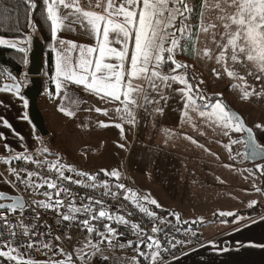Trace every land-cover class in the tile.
<instances>
[{
  "label": "snow or ice",
  "instance_id": "6c2138e0",
  "mask_svg": "<svg viewBox=\"0 0 264 264\" xmlns=\"http://www.w3.org/2000/svg\"><path fill=\"white\" fill-rule=\"evenodd\" d=\"M22 2L29 9L37 8L35 0H22ZM42 3L45 6L46 19L50 21L51 38L56 42L52 51L55 53L56 75L53 80L57 94L65 91L66 97V90L70 84L83 86L89 92L99 96L100 99L116 104L115 112L121 121L134 126L137 122V110L147 111L148 105L160 103L159 100L150 98L151 94L155 93L160 96V100L166 101L168 97L163 94L164 90L172 88V85L178 82L184 85L183 88L176 89L181 93L184 101L185 111L182 118L194 130H198V126L189 114L190 112L196 113L202 118L201 122L212 128L213 131L219 128L223 136L229 137L231 131L246 133L242 139H230V144L224 145L230 152L231 144L244 145L245 152H237L230 157L231 159H236L241 155L244 159H255L264 155V145L256 140L251 128L245 127L238 114L228 109L221 99L217 98L213 102L212 97L200 94L198 88L193 91V86L188 82L187 77L176 74L178 69L187 67L178 61L176 56L189 51V49L200 55L201 50L196 47L199 34L211 31L213 42L220 49L215 59L217 63L223 62L224 71L229 77L243 81L244 76L240 75L237 69L238 66H244L249 69L247 75L264 82V0H215L211 9L215 10L216 17L215 21L211 23H206L205 17V12L211 10L209 0H204L202 5L189 3V0H120L119 3L117 0H42ZM197 9L200 10L198 24L190 22L196 15ZM4 11L7 13L10 12V9L5 8ZM29 25L31 26L30 20ZM77 26L83 35L94 38V45L77 43L72 39L58 36L61 30L75 33ZM221 26L223 32L220 33V40L216 41V29ZM0 45H7L20 53L26 51L24 47H18L17 42H10L3 38H0ZM202 55L212 58V52L208 48L203 49ZM229 60L231 65L228 64ZM169 64L174 67H170L168 73H165L164 69ZM253 67L255 70H252ZM8 76L12 80L16 79L10 73ZM13 90L19 95L20 85L16 83L4 84L0 88V91ZM251 94L245 91L244 97L247 98ZM216 95L217 97L221 96L219 93ZM65 97H61L62 102ZM26 103L27 101H25ZM60 111H65L63 103ZM95 111L107 115L109 110L95 108ZM155 111L162 114V108L157 107ZM66 114L74 115L72 111H67ZM0 122L11 128L7 119L0 117ZM100 123L101 126H108L103 122ZM115 127L119 128L123 134L122 123H116ZM256 127L260 128L261 125L257 124ZM199 134L203 136L205 133L200 131ZM186 139L197 144V141L191 136H186ZM217 142L219 143V141ZM197 146L205 152H209V149L203 144H197ZM5 148L9 149V146L5 145ZM42 151L48 153L49 150L44 148ZM210 154L215 155V153ZM54 155H57L55 161H50L47 158L36 159L25 149L15 155H10L4 161L8 164L12 161H23L25 164L34 165L35 169H39L9 167L8 173L15 179L6 182L13 188L23 185L25 190L32 189L39 193L40 189L46 186L52 191L43 192L46 199L32 200L31 202H27L22 196L8 195L4 191H0V201H10L0 202V259L14 262V264H72L71 255L65 253L62 248L57 250L61 255L66 256L67 260L49 258L40 262L34 259H24L25 253L21 252V249L45 250V254L48 252L56 254L52 241L49 240L45 243L42 239L44 236H51L50 226L45 223L44 226L48 231L39 232L36 230L37 225L34 222L31 225H25L24 213L29 209L35 212V216L30 218L33 221L41 219V214L37 209L54 211L59 217L57 224L77 221L78 215L87 217L78 221L88 233L83 247H78L76 250V256L81 264H91V260L97 254L104 260L110 259L109 256L103 254L102 246L107 244L115 250V242L124 236V233L111 226L113 222L128 226L130 232L140 238V243H144L146 236L147 252L140 251L139 244L133 240L119 243L118 247L123 250L136 244L138 256L144 257L145 260L150 259V264H164V253L170 252L177 246L191 243V240L170 237L165 232V240L168 244V247H165L156 235H146L138 223L130 222L125 216L109 211L104 200L90 195L81 197V201L86 199L87 203L77 206L75 194L63 185V181H69L92 190H102L101 196L110 197L113 200L119 197L121 190H125L124 199L131 200L141 213L151 216L161 225L167 223L154 211H149L146 206V204H150L159 208L160 205L155 199H150L147 195L141 197L133 190L125 189V185L119 182L121 177L119 171L115 169L111 172L106 169L101 170L106 177L115 179L116 183L113 185L109 180L99 181L95 175L77 171L73 166L61 163L59 155ZM45 166L49 172L55 173V179L43 174ZM225 166L231 167L230 165ZM255 168L264 173V164H256ZM66 172L74 173L81 179H74L72 175H66ZM84 177L87 179H83ZM113 187L116 189L115 191ZM53 191L55 199H53ZM256 191L259 192L260 189L256 188ZM61 193L68 200L62 199ZM256 204L257 201L253 200L249 207ZM95 206H99L98 212ZM61 209L66 210L61 211ZM175 215L179 220V214ZM218 215L221 217L235 216L236 220L244 219L234 212L220 211ZM13 218H15V223L12 222ZM261 219L264 220V217ZM105 220L107 223H103V231H100L93 223ZM184 223L189 222L185 221ZM191 223L195 224L197 221H191ZM162 231L164 230L157 225L151 228L152 234ZM17 236L21 237L19 241H17ZM68 238L71 239V237ZM60 239L59 236L55 237V240ZM247 246L264 248V244L257 245L255 242H249ZM223 251H227V249H223ZM124 259H128V257H124ZM131 261L132 264H138L136 256L131 257Z\"/></svg>",
  "mask_w": 264,
  "mask_h": 264
},
{
  "label": "crops",
  "instance_id": "0c3cea01",
  "mask_svg": "<svg viewBox=\"0 0 264 264\" xmlns=\"http://www.w3.org/2000/svg\"><path fill=\"white\" fill-rule=\"evenodd\" d=\"M119 2L120 0H117V3ZM58 36L60 38L72 39L77 43H86L89 45H94L95 43L94 38L83 35L78 26L75 33L61 30ZM55 44L56 42L50 37L45 46L52 54V73L48 76L46 69L43 67L40 74L42 89L38 97V107L44 116L46 129L48 130L46 136H41L30 122L28 117V101L22 94L17 95L14 91H0V117L7 119L11 125V128H8L0 122V191H4L7 194L19 195L21 191L19 186L13 188L6 182L10 180L7 177L9 175L8 168L12 167L14 161L10 164L4 161L7 160L10 155H15L25 149L28 150L29 154H33L36 159L41 160L47 158L50 161H55L57 155L54 154H58L61 163L73 166L77 171L95 175L99 181H104L105 178H107L104 173L101 172L102 169L110 170L109 172L112 171L111 169L104 168L105 162L107 161L104 160V158L113 160L115 152H117L115 143L119 137L109 135L108 126H101L100 122H103L104 125H112L110 127H113L110 129L111 131H119L120 129L115 127V124H123L124 122L121 121L118 114L113 116L111 114L105 115L103 112H96L95 108L105 109L109 102L100 99L99 96L89 92L87 89L83 88V86L70 84L66 90V97L65 91H61L57 94L55 81L53 80V77L56 75V70L55 53L52 51V47ZM22 45L26 49L27 55H29L31 51L30 46L27 45V42ZM179 57L182 58V55H179ZM23 70H25V68ZM165 73L168 72L165 71ZM179 73H181V71L176 72V74ZM20 79L24 85L29 82L26 71H23ZM61 97H65L63 102ZM25 101H27L26 104ZM62 103L65 109L63 112L60 111ZM109 105L113 109L116 108V104L109 103ZM67 111H72L74 115L68 116L66 114ZM195 117L197 118L196 123L200 125L199 129L203 131L202 118L199 116ZM151 118L150 116V119ZM153 121H156L154 130H144L141 132L138 130H136V132H131V130H129L127 132L129 135L131 134L133 138L139 139L141 149L139 148L136 153L138 155L134 161V167L129 169L131 174L129 172L126 176L127 179L124 178L123 182H119L125 185V189H131L141 197L142 195H147L150 199H154L153 197L157 196L153 195L151 189H158L160 193L167 194L169 198L175 199L174 204L166 203L165 206L159 208L150 205L154 207L153 211L155 213L159 209L168 210L169 215L166 214V218L171 216L172 213H175L180 214V217L188 219L190 216L189 212L191 213L190 210H192L191 205L201 204L203 202L205 204H211L206 205L208 209L204 210L209 214L213 208V204H216L219 200V188L225 186L223 181L220 182L218 181L219 179H217L218 166L216 168L212 166L214 163H219L218 159L216 158V162L215 158L211 160L203 159L200 152L190 149L193 147L191 145H188L189 149H187V144H190L191 140H186V136H191L192 139L197 140V144H203V140L201 139L202 135L199 134L200 132H188V128H183L182 139L184 138L183 142L185 145L182 147L181 151L184 153L182 157L186 162L174 165L170 155H175L176 153H171L170 150L166 149L163 145H158L159 149L157 151L159 154L152 152L153 149L149 148L151 147V141L156 137L158 140L163 141L164 135L161 136V134L171 128L168 127L166 131H164V128L161 130V119L156 120L155 117ZM183 121L184 123L187 122L185 119H183ZM136 123H138V121ZM144 123L146 124V122ZM250 127L254 130L258 142L264 145V127ZM190 130L193 129L190 128ZM108 143H111L109 144V151L106 147ZM5 145H8L10 150L6 149ZM205 147H207V145H205ZM44 148L49 150L48 153L42 151ZM194 148L201 150L198 146H194ZM211 150L212 149H210V153ZM186 151H190V155H186ZM215 151H217V149ZM160 154L162 155L160 156ZM181 155L182 153H179V156ZM154 157L158 158L156 163ZM150 160H152L151 163ZM100 163H102V166L99 165ZM147 163L149 164L147 165ZM214 168L216 169L215 178L213 173L208 174V172H211ZM175 170L178 172L176 176L169 174L173 173ZM165 171H167V174ZM182 171L185 173L183 177H181ZM68 174L75 176L74 173ZM75 177L81 179V177ZM83 179L86 180L87 178L84 177ZM198 185L201 187L198 188ZM203 186L205 189H203ZM54 193L53 191V196ZM123 193H125V190H123ZM29 198L36 199L37 192L32 190ZM95 208L98 212L99 206H95ZM111 212L125 216L122 212ZM160 216L162 217V215ZM212 216H214V213L211 217ZM261 217H264V212L250 220L237 224H234L233 221L215 220L211 221L213 224L204 223L195 225V229L187 228L188 231L196 233L203 243L190 250H184L177 258L164 260V264H264V248L247 246L249 242H255L257 245L264 244V220H262ZM125 218L128 219L126 216ZM252 221L256 222L253 223ZM93 223L100 231H103V223H107V221H94ZM205 225H215L217 228L215 231L208 230L207 228H205L206 230H198ZM111 226L116 229H121L123 232L130 233L129 238L125 240L119 239L115 242V250L107 244L102 246L103 254L110 257L109 261L111 264H132L131 257L133 256L137 257L138 264H150V259L145 260L144 257H139L136 251V244H139L140 251H148L146 248V244L148 243L146 236L144 237V243H140V238L133 235L128 226L118 225L114 222ZM84 233V242H86L88 236L86 229ZM94 239H96V237H94ZM127 240L136 241V244L132 247H126L123 250L119 249L118 244L126 243ZM83 243L80 246L81 248L83 247ZM53 245H55V255L51 252L45 254V250L37 251L34 249L33 254L24 257V259H34L40 262L46 261L49 258L54 260H67V257L64 255L61 256L57 250L62 247L58 244ZM187 246H190V244L185 245V247ZM223 249H227V251H223ZM96 257L101 258L99 254L93 258ZM124 257H128V259H124ZM0 264H14V262L0 259ZM72 264H75L73 260Z\"/></svg>",
  "mask_w": 264,
  "mask_h": 264
},
{
  "label": "rangeland",
  "instance_id": "374dc122",
  "mask_svg": "<svg viewBox=\"0 0 264 264\" xmlns=\"http://www.w3.org/2000/svg\"><path fill=\"white\" fill-rule=\"evenodd\" d=\"M203 2L204 0H202V4ZM214 2L215 0H209L210 9H211V5ZM189 3H195V0H189ZM205 17H206V23L214 22L216 17L215 10L211 9L205 12ZM190 22L196 23V21H193V17ZM198 23H199V18L197 20V24ZM222 32H223L222 26L216 29V33H217L215 37L216 41L220 40V33ZM0 38L6 39L10 42H17L18 47H23L22 44L27 42V45H29L30 48H32V43H31L32 39L21 40V39H9L4 37H0ZM196 47L201 50L200 55L194 52L192 58L186 57L183 54H179L182 55V58L179 57V55L176 56V59L178 61L184 63L187 66L186 68L180 70L181 73L177 75L186 76L187 73L190 74L195 85L193 91H195L198 88L200 94H202L205 97H211L212 95H216L218 93L221 94L222 99H224L223 101H225V102L222 101V103L229 104L234 110L239 112L243 116L247 125L256 127V125L259 124L262 127H264V104H263L264 82L255 80L253 76L247 75V71L249 69L245 68L244 66H238L237 69L239 71V74L244 76L243 81L229 77L227 73L224 71L223 62L217 63L215 59V57L219 54L220 49L217 47V44L213 42L211 31L209 33L201 32L199 34V39L196 42ZM205 48L211 50L212 52L211 59L202 55L203 49ZM228 64L231 65L230 60L228 61ZM26 68L27 67H25L24 71H26ZM214 69L215 71H213ZM252 70H255L254 67L252 68ZM217 73H219V76H217ZM201 81H203V83H201ZM27 84L28 82L25 83V85ZM233 85H236V87H233ZM183 87L184 85L179 84L177 82L172 85V88L164 90L163 94L167 95L168 97L166 101L160 100V96L156 95L155 93H152L150 98L159 100L160 103L148 105L147 111H145L144 109L137 110L136 120L138 121V123H136L133 126L131 124L124 122L122 124L124 129L123 134L121 133V130L111 131L110 129H112L113 127L110 128L112 125H108V134L111 136H117L119 137V139H117L115 143V148L117 150V152L114 151L115 157L113 158V160L112 159L108 160L104 158V160H107L105 162L104 168L111 170L115 169L119 171L121 173L120 181L123 182L124 178L127 179L126 176L130 172L129 169L131 167L132 168L134 167V161L138 155L136 153L138 152V149L141 147V143L139 139L133 138L131 134L129 135L127 132L129 130H131V132H136V130H138L139 132L144 130L147 131L154 130V128L156 127V121H153V119L155 117L156 120L161 119L162 121L163 127L162 126L160 127L161 130H163L164 128V131H166L168 127L171 128L170 130H167L165 133L163 132L161 134V136L164 135L163 141L158 140L156 137L151 141V147L149 148L153 149L152 152L158 153L157 151L159 149L158 145H163L165 146L166 149H169L171 153L174 154L176 153L175 155H170L172 163L174 165L182 164L186 162L185 159L182 157L184 153L181 151L182 147L185 145V143L183 142L184 138L182 139V134L184 130L183 128L185 129L188 128V132L191 131L193 133L200 132L201 130L199 129L200 125L196 123L197 118L195 116H198L196 113L190 112L189 114L193 117L194 122L197 124L198 130H194L189 123L187 122L184 123L183 121L182 114L185 110L184 101L181 93L176 90ZM245 91L250 92L252 94L249 95L247 98H245L244 97ZM256 93H260V94L257 95ZM109 107L110 105L108 103L107 106V109L109 110L108 114L115 116L117 114L115 112V109H113L112 107H110L109 109ZM157 107L162 108V114L157 113L155 111ZM150 116L152 117L151 119ZM144 122H146V124ZM202 125H203L202 130L205 133L203 136H201V139L205 141V142L202 141V143L204 147L205 145H207L206 148L209 149V152H205L202 148L201 150L194 148V146L197 145L193 144L192 142L190 144L189 143L187 144V149H189L188 145L193 146L190 149L200 152V155L203 159L211 160L215 158V162H216V158L219 157L218 159L219 163L218 164L214 163L212 166L215 168L218 166V170H217V175L219 177L218 181L220 182L223 181V184H225V186L219 188V200L217 202L218 204L217 203L213 204L212 206L213 208L209 214L204 210L208 209L206 208V205H211V204H205L203 202L201 204L191 205L192 210H190L191 213L189 212L190 216L188 219H185L180 216L179 218L182 221H190V222L197 221L198 225H200L209 221L213 217V216L211 217L213 213L214 215H218L220 211L236 212L241 209L250 208L249 204L253 200L257 201V204L264 206V173H261L260 170L255 168L256 164H264V160L262 159L256 162H247L244 159L243 155L237 156L236 159H231L230 157L234 156L237 152L243 153L242 149L244 145L231 144L230 145L231 152L228 149H226L224 145L230 144V139L233 140L242 139L243 133H237L235 131H231L229 137H226L223 136L219 128H216V130L213 131V129L207 127V125L205 124ZM190 128H192L193 130H190ZM217 141H219V143ZM109 144L111 143H108V145L106 146L108 148V151L110 150ZM121 145H123V147H121ZM210 149H212L211 153L216 154L215 156L210 154ZM216 149L217 151H215ZM179 153H182V155L179 156ZM185 154L190 155V151H186ZM161 155L162 154H160V156ZM154 158L156 163L158 158L157 157ZM151 161L152 160H150V163ZM148 164L149 163H147V165ZM99 165L102 166V163H100ZM225 165H230L231 167H226ZM215 168L211 172L210 171L208 172V174L213 173L214 178L216 175ZM165 173L167 174V171H165ZM177 173H178L177 170H175L173 171V173H169V174L172 176H176ZM184 174H185L184 171H182L181 177H183ZM197 187L199 188L201 186L198 185ZM256 188H259L260 191L259 192L256 191ZM203 189H205L204 186ZM151 190L153 192V195L157 196L153 198L158 202L160 207L165 206L166 203H173V204L175 203V199L169 198L167 194L160 193L158 189L157 190L151 189ZM146 206L149 208V211L154 210V207L150 206V204H146ZM171 216L176 218L175 213H172ZM239 216L244 217V219L243 220L234 219L233 220L234 224L241 223L243 221H247L254 218V216H249L247 214H242V213ZM208 223L213 224L212 222H208ZM188 228L195 229L196 227L191 225L188 226ZM205 228L211 231H215L217 227L215 225H208V226L205 225L198 230L199 231L204 230Z\"/></svg>",
  "mask_w": 264,
  "mask_h": 264
},
{
  "label": "built area",
  "instance_id": "2783aa9c",
  "mask_svg": "<svg viewBox=\"0 0 264 264\" xmlns=\"http://www.w3.org/2000/svg\"><path fill=\"white\" fill-rule=\"evenodd\" d=\"M31 154V153H30ZM33 156V154H31ZM34 157V156H33ZM35 158V157H34ZM12 167H26L29 170H39L35 169L34 165L31 164H25L23 161H14L12 164ZM43 174L46 176H51L53 179H55V173L49 172L47 167L43 169ZM66 175H70L68 173H65ZM10 180H14L15 178L8 175L7 176ZM74 179H80L73 176ZM65 187H68L76 196V203L77 206H80L81 203H87V200L81 201V197L85 196H93L98 199H102L105 201L108 210L111 211H117L122 212L130 222L138 223L140 227L145 231L146 235H156L158 239H160L161 243L168 247L167 241L165 240V232L168 233L170 237L174 236L177 239L182 240H191L190 246L185 247L186 244L183 246H177L175 249H171L170 252H166L163 254L164 260H171L177 258L180 256L184 250H190L192 248L200 246L203 242L200 239V237L195 233V235H192V231L183 230L180 227L179 221L172 217L168 216L164 220L167 221L165 224H159V222L154 221L151 216H147L145 213H141L139 209L136 207V205L131 200L124 199L125 193H120L119 197L116 200L111 199L110 197H103L100 195V192L102 190H92L89 188H85L81 185H75L72 184L69 181H63L62 182ZM21 193L19 194L22 196L27 202H31L32 200H43L46 199L43 196V192L45 191H52L47 189L45 186L44 188L40 189L39 193H37L36 199L29 198L32 189H24L23 185L19 186ZM39 196V198H38ZM61 198L68 200L67 197L64 196L63 193H61ZM53 199H55V193L53 196ZM35 207V206H33ZM66 209H61V211H65ZM37 211L41 214V219L33 221L30 218L35 216V212L31 211V209L26 210L24 213V223L25 225H31L33 222L37 225V231L39 232H47L48 229L44 226L45 223L51 227V236H44L42 239L46 243L49 240L52 241L53 244H58L61 246L67 254L71 255V258L75 264H81L79 259L76 256L75 251L78 247L82 245V243L85 240V233L84 229L79 224V220H83L87 217L83 215H78L77 221L74 222H62L60 224H57V219L59 217L57 214L52 210H44V209H37ZM131 213V215H129ZM19 215V213H17ZM12 222L15 223V218L12 219ZM157 225L161 227L164 231L152 234L151 228ZM179 229V231H177ZM119 232L124 233V236L120 237L119 239H127L130 236L129 232H123L121 229H117ZM61 237L60 240H55V237ZM68 237H71L69 239ZM21 239L20 236H17V241ZM26 239V238H25ZM34 249L31 250H24L21 249V252L25 253L24 257L30 256L33 254ZM91 264H111L109 260H104L102 258H93L91 260Z\"/></svg>",
  "mask_w": 264,
  "mask_h": 264
},
{
  "label": "trees",
  "instance_id": "16d2710c",
  "mask_svg": "<svg viewBox=\"0 0 264 264\" xmlns=\"http://www.w3.org/2000/svg\"><path fill=\"white\" fill-rule=\"evenodd\" d=\"M35 3L37 4V8L29 9L22 2V0H0V37L9 39L29 40L37 36L43 44V67L46 69L47 74L49 76L53 70V59L51 52L46 49L45 46L47 41L51 37L50 21L46 19V10L45 6L42 3V0H35ZM195 4L202 5V0H195ZM5 8L10 9V12L6 13L4 11ZM199 11L200 10L197 9L196 15L193 16V21H196V24L199 18ZM29 20L31 21V26L29 25ZM193 54L194 51H192L191 49L183 53L184 56L189 58H192ZM27 63L28 55L26 51L24 53H20L16 49L0 45V87L3 82L11 80L8 76V73H10L11 76L20 78L21 74L24 71L23 69L27 66ZM170 67H174V65H167L164 71L168 72ZM180 70L182 69H178L177 72H179ZM186 77L188 82L193 86V88H195L194 82L190 74L187 73ZM211 97L213 98V102L217 98L221 99V101L224 100L221 96L217 97V95H212ZM105 180H109L110 183H112L113 185L116 183L114 179L109 177L105 178ZM113 190L115 191L116 189L113 187ZM120 193H123V190H121ZM263 212L264 206L256 204L253 207L241 209L234 213H236L237 215H240L242 213L256 217ZM168 213V210L163 209H159L156 212L157 216L162 218L163 220L166 218V214ZM160 215H162V217ZM234 219H236L235 216L221 217L219 215H214L206 223L215 220L233 221ZM178 221L181 229L183 230H187L188 226H195V224L198 225V223L193 224L190 221H187L189 223H184V221H182L180 218Z\"/></svg>",
  "mask_w": 264,
  "mask_h": 264
},
{
  "label": "water",
  "instance_id": "95a60500",
  "mask_svg": "<svg viewBox=\"0 0 264 264\" xmlns=\"http://www.w3.org/2000/svg\"><path fill=\"white\" fill-rule=\"evenodd\" d=\"M43 44L41 40L35 36L32 39V48L28 55V66L26 68V75L29 77L28 85H24L19 78L15 77V80H10L3 82L1 84V87H3L4 84H12L16 83L20 85V92L19 94H22L28 101V117L36 131L41 136H46L48 134V130L46 129L45 120L42 112L40 111L38 107V97L41 93L42 89V83L40 74L43 68ZM14 91V90H13ZM15 92V91H14ZM228 109H230L233 113L238 114L239 117L242 118V122L245 125V127L251 128L249 125L246 124L243 116L234 110L231 106L228 104H225ZM252 129V128H251ZM253 130V129H252ZM253 134L256 138L255 132L253 130ZM246 136V133H243V137ZM257 140V138H256ZM258 141V140H257ZM243 153L245 152V148L242 149ZM264 159V155L258 156L255 159H245L247 162H256L259 160ZM7 194V193H6ZM12 195V194H8ZM0 202H10V201H0Z\"/></svg>",
  "mask_w": 264,
  "mask_h": 264
}]
</instances>
